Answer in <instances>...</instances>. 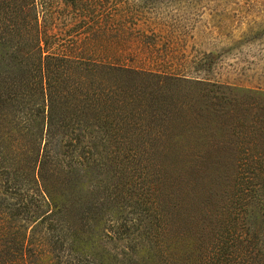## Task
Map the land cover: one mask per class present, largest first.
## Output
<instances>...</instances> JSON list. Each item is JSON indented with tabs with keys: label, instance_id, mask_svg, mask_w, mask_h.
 Instances as JSON below:
<instances>
[{
	"label": "trees",
	"instance_id": "16d2710c",
	"mask_svg": "<svg viewBox=\"0 0 264 264\" xmlns=\"http://www.w3.org/2000/svg\"><path fill=\"white\" fill-rule=\"evenodd\" d=\"M40 18L0 0V264H264V148H170L174 79L49 51Z\"/></svg>",
	"mask_w": 264,
	"mask_h": 264
},
{
	"label": "rangeland",
	"instance_id": "374dc122",
	"mask_svg": "<svg viewBox=\"0 0 264 264\" xmlns=\"http://www.w3.org/2000/svg\"><path fill=\"white\" fill-rule=\"evenodd\" d=\"M37 2L49 51L174 79L163 87L173 111L158 123L168 120L167 131L190 142L170 148H264L250 125L254 114L264 118V90L222 84L251 68V83L264 86V0ZM152 83L141 84L142 102L156 91Z\"/></svg>",
	"mask_w": 264,
	"mask_h": 264
},
{
	"label": "crops",
	"instance_id": "0c3cea01",
	"mask_svg": "<svg viewBox=\"0 0 264 264\" xmlns=\"http://www.w3.org/2000/svg\"><path fill=\"white\" fill-rule=\"evenodd\" d=\"M203 49L204 50H208V47H207V44H205L203 46ZM209 51V50H208ZM207 52V51H206ZM163 58V57H162ZM167 59H171L172 58V54L170 56H166ZM164 59V58H163ZM163 61V60H162ZM173 62V61H172ZM235 75H234V82H230V81H227V80H222V84L224 83V85H235L239 88H244V89H260V90H264V86H260L257 82V84H253L251 83L252 80L254 79L255 77V73H254V70H252L251 68H247L244 72V75L242 74V71L241 70H238L236 69L235 71ZM256 72V70H255ZM262 74V78L264 77V72L260 73ZM258 75V74H257ZM239 80V81H238ZM243 81V82H242ZM256 81V80H255Z\"/></svg>",
	"mask_w": 264,
	"mask_h": 264
}]
</instances>
